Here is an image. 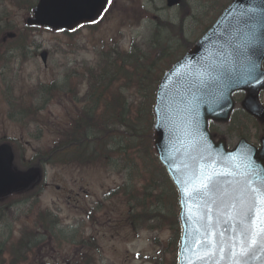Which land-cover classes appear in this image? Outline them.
<instances>
[{
	"label": "rangeland",
	"instance_id": "obj_1",
	"mask_svg": "<svg viewBox=\"0 0 264 264\" xmlns=\"http://www.w3.org/2000/svg\"><path fill=\"white\" fill-rule=\"evenodd\" d=\"M24 1L31 3L34 0ZM226 2L229 1L186 0L183 7L169 9L166 0H113L100 23L69 36L28 29L27 4L0 0V39L10 32L17 34L14 40H6L0 48V142L19 143L17 168L23 169L19 162L28 168L39 151L59 141L52 122L73 114L76 101L82 100L83 110L98 112L100 120L96 122L95 133L105 134L107 121H114L107 119L112 117L109 105L114 102L126 105L133 125L147 133L149 125L145 112L155 101L152 84L156 90L164 72L210 28ZM43 51L49 54L46 68L39 58ZM110 55L113 56L112 63L119 59L117 69L121 68L122 59L132 58L128 61L130 69L125 67L130 77L126 79L125 89L113 87V94H109L100 84L96 92H90L89 85L80 89L74 86L75 71L80 73L82 67L97 70ZM149 70L148 84L138 85L134 75ZM111 72L109 79L114 75ZM69 76L71 84L66 88L69 96L64 92L52 96L45 91L43 100L52 97L45 101L48 103L44 105L41 96H37L35 102L31 101L36 87L49 86L55 80L63 85ZM77 80L79 84L82 77ZM8 87H13L14 99L19 97L28 104L45 108L38 115V125L25 129L11 119L22 112L17 111V101L6 98ZM235 99L234 118L227 125L212 124L211 129L221 135L218 138H225L230 148L240 139L259 146V140L264 136V124L250 119L240 110L243 95H236ZM262 100L264 104V95ZM121 112L118 111V117ZM112 130H115L114 126ZM114 134L108 142L121 153L112 156L109 164L112 167L54 166L45 169V182L41 186L44 188L38 203L34 206L25 204L0 225V243L8 242L7 251L0 255V264H176L180 209L174 187L158 162L151 165L147 161L146 147L128 149L129 134L120 130ZM151 184L161 185V190L156 193L163 195L164 205L160 204L159 208H155L158 199L150 192ZM135 197L151 207L148 212L140 210L131 214L132 205H137L136 201L131 203ZM137 213L143 215V220L156 217L158 222L146 225L155 230L137 233L130 229ZM51 224L63 231L61 237L56 233L46 236L47 232L42 231V227ZM9 226V232L5 231L4 228ZM27 229L29 240H24L19 251L13 244H17L23 230ZM28 241L31 244L27 246ZM92 247L94 250L90 252Z\"/></svg>",
	"mask_w": 264,
	"mask_h": 264
},
{
	"label": "water",
	"instance_id": "obj_2",
	"mask_svg": "<svg viewBox=\"0 0 264 264\" xmlns=\"http://www.w3.org/2000/svg\"><path fill=\"white\" fill-rule=\"evenodd\" d=\"M109 1L40 0L33 18L27 23L54 30H74L99 19ZM180 1L167 0V3L172 7ZM263 61L264 0H233L209 32L163 77L154 108L155 149L179 191L183 207L187 199L185 193L191 187L196 189L193 180L203 167L220 165L225 161L238 164L234 157L227 155L224 142L215 144L207 130L209 119L223 123L228 121L234 108L232 94L246 92L242 108L260 121L264 120V108L259 101V94L264 89ZM242 148L240 145L231 154H237ZM259 156L254 161L263 165L264 147ZM12 159L9 147L0 148V190H10L16 184H28L36 178V172L14 174L11 171ZM259 174L256 176L257 183L264 178L261 167ZM186 185L187 189L184 188ZM229 186V194L226 192L221 199L222 204L227 202L230 207L237 192L232 184ZM220 210L223 209H217ZM186 221L184 211L181 217L180 261L188 245L194 250L207 251L206 257L203 255L206 264H236L237 260L240 264H264L262 237H258V245L246 257L234 255L238 247L228 250L215 248V245L228 247L244 239L242 228L258 231L264 220L255 213L247 211L244 226H241L236 223L230 207L212 230L205 234L202 230L200 233L192 232L202 238L198 244L188 233Z\"/></svg>",
	"mask_w": 264,
	"mask_h": 264
},
{
	"label": "trees",
	"instance_id": "obj_3",
	"mask_svg": "<svg viewBox=\"0 0 264 264\" xmlns=\"http://www.w3.org/2000/svg\"><path fill=\"white\" fill-rule=\"evenodd\" d=\"M34 2L35 1L28 4V10L31 9ZM112 59L113 57L108 58L105 61V66L102 67V76H99L100 78H103L106 86H109L108 83L111 82V86L106 89V93L109 94H113L112 87L114 86H126V79H130V77L129 71L125 70V67H129L130 69V62L128 63V61L132 58L128 60L122 59L123 62L121 63V70L117 69L119 59L114 60L113 63L111 62ZM111 70L114 72L112 81L108 78L112 73ZM150 73L151 71L149 70L147 72H138L136 75H134L138 79V85H141L142 83L148 84ZM152 88L154 93L155 89L153 84ZM105 102L108 105L109 102ZM109 106V111H111L112 117L108 116L107 119H113L114 121H107V131L105 132V134H99V137L97 138L93 137L92 135L94 133V128L97 125L96 122L98 120V116L90 113L86 116L88 118H85V120H81V118L83 117L80 116L77 120L72 121L70 125H66V127L59 133L60 140L56 143L55 146H53L49 150L39 152L37 165H86L89 163H94L95 161L99 164L104 163L106 165H109L111 163L112 156H117V154L121 153L120 151L116 150L111 151V149H116V146L108 142V140H112L113 136H115L114 133L116 132V130L127 132L129 134V139L131 142L128 143V149L141 148V146L146 147L148 151L147 161L150 162L151 165L155 164L157 161L152 140L151 107L148 108L147 113L145 112V117L147 116L148 118L146 122H148L149 125V131L147 130L148 132L145 133L143 130L137 129L133 125V121L129 119L130 111L126 108V105H121L120 102L115 104L114 102V104L112 103ZM119 110H122V112L119 113L118 117ZM142 110L145 109L143 108ZM149 117L151 118V121H149ZM113 126L115 130H112ZM108 128L111 129L108 130ZM160 189L161 187L158 188L154 185L155 191H160ZM40 192L41 191H36L34 196H32L31 198L37 201ZM154 198L156 199V197ZM160 201V197H158V201L155 206L156 208H159ZM154 219L158 220L156 217Z\"/></svg>",
	"mask_w": 264,
	"mask_h": 264
},
{
	"label": "snow or ice",
	"instance_id": "obj_4",
	"mask_svg": "<svg viewBox=\"0 0 264 264\" xmlns=\"http://www.w3.org/2000/svg\"><path fill=\"white\" fill-rule=\"evenodd\" d=\"M215 175H217L215 172L201 175L199 178L201 187L197 189V194L201 191L207 192L209 190ZM226 175H234L237 177V184L239 187L237 189V195L234 197V202L230 207L234 211V219L236 223L243 226L247 211L250 210L251 205L255 203V200L259 199L264 202V178L257 183L256 176L260 174L255 172V170L248 171L246 165L243 170L236 167L234 171L228 172ZM246 204H248L247 208L245 207ZM208 212L211 213L212 209L209 208ZM241 235L244 236V239L233 243L232 247L234 249L238 247V252H234V255L246 257L249 252L253 251L258 245V237L264 238V221H262V226L258 231H253L251 228H242ZM236 264H240V261L237 260Z\"/></svg>",
	"mask_w": 264,
	"mask_h": 264
},
{
	"label": "bare ground",
	"instance_id": "obj_5",
	"mask_svg": "<svg viewBox=\"0 0 264 264\" xmlns=\"http://www.w3.org/2000/svg\"><path fill=\"white\" fill-rule=\"evenodd\" d=\"M237 166L235 165V163L233 161H225V162H221L220 165H217L216 168H217V178L222 181V182H234L237 180V177L232 175V176H229V175H226V173L228 172H232L234 171V169L236 168ZM241 169V168H240ZM242 170V169H241ZM204 195L205 192L201 191L199 194H197V188L194 189L192 192L190 190L187 191V195H188V206L190 208V204L196 202L198 199L197 197H199L200 195ZM193 213V212H192ZM206 222V220H205ZM228 222H230V220H228ZM189 229H190V236L192 237V239L196 242V244H198L202 238L199 237V236H194L193 233H192V228L191 226H189ZM233 244H231L230 246L226 247L225 245H215V248H224V249H230V248H233L232 247ZM186 249H191V248H184L183 252H182V258H181V262L183 264H206L204 263V260H203V255L206 254V250H202L200 249V251H195L196 253H192V252H188L186 251ZM213 252L216 251V249H211ZM206 257V255H205Z\"/></svg>",
	"mask_w": 264,
	"mask_h": 264
}]
</instances>
